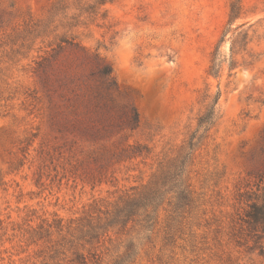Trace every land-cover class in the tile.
Segmentation results:
<instances>
[{
  "label": "rangeland",
  "instance_id": "374dc122",
  "mask_svg": "<svg viewBox=\"0 0 264 264\" xmlns=\"http://www.w3.org/2000/svg\"><path fill=\"white\" fill-rule=\"evenodd\" d=\"M232 1L115 0L89 16L77 0H0V264H78L69 244L55 249L59 234L31 228L142 189L217 92V122L182 177L190 203L167 193L150 231L108 232L87 264L112 263L130 240L137 253L125 264H264V233L241 220L264 174V0H240L230 20ZM101 62L116 89L97 76ZM131 106L134 130L123 123Z\"/></svg>",
  "mask_w": 264,
  "mask_h": 264
},
{
  "label": "trees",
  "instance_id": "16d2710c",
  "mask_svg": "<svg viewBox=\"0 0 264 264\" xmlns=\"http://www.w3.org/2000/svg\"><path fill=\"white\" fill-rule=\"evenodd\" d=\"M114 1L115 0H77V6L80 13L91 16L96 15L99 9L105 4ZM58 8L60 9L61 7ZM240 9V0L231 2L230 20L238 16ZM222 40L223 38H221L219 42ZM61 42L72 43L67 39H62ZM246 44L247 41L245 36L244 38L232 40L230 45L231 53H234L235 48H242L245 50ZM218 55V45H216L211 54V64L208 70L209 75L218 76L221 62ZM38 65L41 67L42 62H38ZM234 66L235 61L232 58L229 69ZM96 73L106 91L117 88V82L113 76L111 65L105 62L99 63ZM218 98L219 92L213 96L208 94L204 95L203 100H206L207 103L205 104L204 110L198 115L196 127L182 145L180 153L173 161H170L164 166H159L158 172L142 189L120 196L111 208H102V206L94 207L85 217L76 221L70 220L67 224H64L61 219H53L50 223L42 220L41 224L31 228L32 234L39 239L50 237L53 233L59 234L61 236L59 238L60 241H57L59 247L55 249L58 251L59 248L69 244L71 248H73V257L69 259L70 263L87 264L89 261L98 263L100 259L98 258L93 244L99 242L100 238L108 234V232L113 230L118 232L129 223H132V227L137 224L141 231H150L157 218V209L163 202L167 193H174L176 207L179 208L189 204L190 191L187 186L184 185V180L182 179L184 169L196 146L217 122L219 117L216 109ZM123 123L126 128L130 130H134L138 127L139 114L135 107L131 106L128 109ZM134 149L140 151V146H135ZM2 183L0 179V185H2ZM244 195L247 208L241 220L247 225L249 230L261 231L264 233V174L258 175L255 189L246 191ZM73 232H75L76 235L73 236ZM66 234H69L71 238H68ZM79 241L82 250H79L76 245ZM136 248V244L133 240L128 241L124 245V251L120 253L112 263L106 264H125L130 262L137 253Z\"/></svg>",
  "mask_w": 264,
  "mask_h": 264
}]
</instances>
